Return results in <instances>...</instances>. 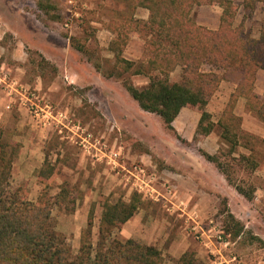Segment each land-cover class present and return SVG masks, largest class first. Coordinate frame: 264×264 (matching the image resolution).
Here are the masks:
<instances>
[{"label":"rangeland","instance_id":"1","mask_svg":"<svg viewBox=\"0 0 264 264\" xmlns=\"http://www.w3.org/2000/svg\"><path fill=\"white\" fill-rule=\"evenodd\" d=\"M39 1L0 0V25L9 30L3 37V45L13 54L16 42L21 44L17 57L20 59L8 56L5 64L14 70L18 67L15 78L20 84L43 97L54 110L64 112L86 135L101 139L120 151V163L127 167L132 164L143 166L147 187L143 192L136 191L126 182L124 172L92 158L82 148L80 139L70 131L63 129L59 134L58 129L45 130L34 123L27 111L26 117L33 123L32 128L27 120V125H22L20 131L12 132L10 127L5 129L4 140L16 150L13 161L19 159L26 166L21 165L18 171L15 167L4 187L15 190L23 185L28 200L34 201L41 189L36 178L40 167L35 168V165L42 164L45 158L55 165L57 177L53 182V193L60 184L66 183L76 200L72 214L57 208L52 212L55 229L66 236L72 257L78 253L91 208L90 242L95 248L102 202L105 199L128 202L133 194H137L141 197L139 210L127 227L124 224L113 232L112 238L133 239L142 245L155 246L162 252L163 264H173L184 253L176 258L169 253L171 249L175 248L178 255L185 246H188L186 251L201 256L197 257L199 264L209 261L213 264L220 255L228 259L237 257L245 264H256L263 259L264 249L256 243H248L247 237L222 247L220 254L210 252L205 246L206 243L211 247L219 246L213 228L222 226L224 215L220 211L223 207L230 211L228 199L223 194L227 191L226 186L232 187L199 153L212 155L218 152L222 147L219 130L215 128L208 136L197 137L195 129L200 115L188 108L180 112L172 129L168 130L157 115L138 107L120 80L105 78L96 70L95 65L102 71L112 67L113 54L108 47L114 35L107 24L118 18L120 12L130 10L129 5L118 0H49L52 11L48 15L38 8ZM206 7H195L193 19L202 21L209 11ZM134 14L136 19L148 17L144 9H135ZM211 15L216 16L214 12ZM70 38L78 39L85 46V52L79 53L71 45ZM145 43V37L132 34L122 57L137 65L145 63L148 57ZM42 59L47 64L41 67ZM124 78L138 88L145 87L149 81L144 75L131 73L125 74ZM169 79L179 81L180 69L173 71ZM230 90L226 84L209 98L207 111L212 121L216 122L221 115ZM18 133L22 136L19 141H14L13 137ZM46 134L49 137L42 139ZM32 137L39 140L32 141ZM256 145L261 152L258 172H238L235 176L261 190L264 188V172L260 171L264 166V151ZM33 151L36 157H30L34 156ZM32 161L36 163L32 164ZM176 181L190 184L189 189L173 190L172 182ZM188 191L195 204L185 200ZM173 196L174 202H170ZM234 207L242 211L244 220L252 221L253 228L264 238V205L251 202L247 208ZM200 229L205 234L202 235ZM245 230L253 233L252 229ZM200 247L206 253L200 254Z\"/></svg>","mask_w":264,"mask_h":264},{"label":"trees","instance_id":"2","mask_svg":"<svg viewBox=\"0 0 264 264\" xmlns=\"http://www.w3.org/2000/svg\"><path fill=\"white\" fill-rule=\"evenodd\" d=\"M49 0H40L38 8L51 14ZM129 9L107 24L114 35L108 50L113 54L112 67L96 70L105 78L120 80L123 89L138 107L157 115L164 127L172 129V123L180 112L191 109L200 115L195 135L208 136L219 130L222 147L215 154L200 151V155L212 163L238 195L247 202L254 198L256 187L239 180L235 174H253L260 166V150L264 151V138L251 135L240 128V118L234 109L238 99L246 100V108L264 124V95L254 92L257 71L264 70V19L259 24V36L253 38L245 23L252 19L264 0H118ZM219 7L222 9L218 28L208 29L198 25L192 12L195 7ZM135 9L148 12L146 20L136 19ZM242 12L241 20L236 17ZM132 34L146 38L147 60L136 64L122 57L123 49ZM71 45L79 52L85 46L76 38ZM32 60L29 59V62ZM33 63V62H32ZM42 59L40 66L46 65ZM180 69V80L171 82L170 74ZM144 75L145 87L134 86L125 74ZM233 84L234 90L216 122L207 111L208 100L220 84ZM244 150V152L241 151ZM16 150L4 140V128L0 125V264H163L162 252L151 245H142L128 239L112 238L139 210L141 197L133 194L128 202L104 200L98 225L95 248L90 242L93 226L91 208L86 226L81 234L78 253L72 257L65 235L55 229L52 216L54 208L67 214L75 211L76 200L72 189L62 183L53 193L57 177L55 165L47 158L36 172L41 187L34 201L28 200L24 186L15 190L4 187L10 176ZM221 230L229 242L243 239L264 249V241L246 231L244 224L226 206ZM173 264H199L194 251L184 252Z\"/></svg>","mask_w":264,"mask_h":264},{"label":"crops","instance_id":"3","mask_svg":"<svg viewBox=\"0 0 264 264\" xmlns=\"http://www.w3.org/2000/svg\"><path fill=\"white\" fill-rule=\"evenodd\" d=\"M207 9H209V11L204 14L203 16V20L199 21V20H194L198 25L204 26L208 29H212L215 30L218 28L219 25V18L221 16L222 13V9L219 7H206ZM211 12H214L216 14L215 18L211 15ZM147 16H148V12L146 11ZM239 15L242 16V12L240 11L236 17V24H238L240 22V20H238ZM264 19V5L263 4H259L254 12V15L252 17L251 20L247 21L245 23V29L246 31L250 30V35L253 38H258L259 36V24L262 22V20ZM252 28V29H251ZM9 31L7 29V27H2L0 25V76L3 73H7L9 75V78L11 79L12 82L16 83L19 86H23V84L21 85L19 80H17L15 78V73H17L16 70H18V67L16 70H14L12 67L10 69V67L8 65L5 64L6 59L8 58V56L12 59H20L17 58L20 56V43L16 42V49L14 51L13 54H10L8 49L5 48V46L3 45V37L6 34V32ZM5 59V60H4ZM11 75H14V78H11ZM228 84L231 87V90L229 92V95L233 92L234 90V85L231 83H227V82H222L219 86V88H222V86ZM24 87V86H23ZM254 92L255 94H257L259 97H262L264 95V70H259L256 73L255 76V83H254ZM228 95V97H229ZM227 97V98H228ZM228 100V99H227ZM13 103V102H12ZM10 103L9 97L6 95L5 91H3L2 89H0V125L3 126L4 128V135H5V129L7 127H10L13 131H20L22 127V125H27V120H28V126H30L32 128V122L26 117V110L21 107L19 104H16L15 102L12 104ZM9 104H12L10 106V108H7ZM235 114L241 118V129L244 132H247L251 135H255L259 138H264V124L262 122H260L251 112L248 111V109L246 108V100L243 98L238 99L236 106H235V110H234ZM45 130H51L52 128H44ZM44 130V131H45ZM43 131V130H42ZM20 133H18L17 136L13 137L14 141H19V139L21 138L22 135H19ZM40 135V134H38ZM48 136V134H46V136L42 137V139H46V137ZM49 137V136H48ZM32 141H36L39 140V138H35L32 137L31 138ZM33 146V145H32ZM34 153V151H33ZM34 156H30V157H36L35 153L33 154ZM24 163V162H23ZM36 162L32 161V164H34ZM43 164V162H42ZM41 162L37 165H35V168H39L42 166ZM22 165V161H20L19 159H16L15 161H13L12 164V170L11 172L14 171L15 167L20 170V168ZM22 166H26L25 164ZM29 168V167H28ZM260 171L264 172V166L262 167V169ZM258 172V170H257ZM172 189H181V187L187 188L189 189V185L190 184H185V183H181V182H172ZM227 191L225 192V194H223L227 199H228V207L230 208L231 213L240 221H242L245 225V229H252L253 231V235L258 236L260 238H262V240L264 241L263 235H261L262 233H260L259 231H257L255 229V227L253 228L252 225V221H248V220H244L243 216L241 215L242 211L240 210H236L234 206L240 205L241 209L243 208H247V205L249 203H257V204H261L262 206L264 205V188H258L255 191V197L253 198V201L251 202H247L245 199H243L240 195H238L232 188H229L228 186H226ZM172 190V191H173ZM188 198L185 197V200L188 201L190 204H195V201L193 200V195H190V192L188 191L187 194ZM168 197V195H166ZM169 198V197H168ZM167 198V199H168ZM174 198L175 196H173L170 200V202H174ZM188 199V200H187ZM187 202V203H188ZM250 212V211H249ZM252 214V213H251ZM250 214V215H251ZM133 218V217H132ZM131 218V219H132ZM131 219L125 223L124 227H127L128 224L130 223ZM251 226V227H250ZM123 227V228H124ZM126 229V228H125ZM207 248H209V251L215 254H220L221 249L223 246L219 245V246H214L211 247L209 246L208 243H206L205 245ZM188 249V246H185L178 255H176V249L174 248L173 250L171 249L169 251V253L171 254V256L178 258L183 252H185ZM200 254H204L205 249H203L202 247H200ZM197 257H201L197 254ZM228 258H225L223 255H220V258H216L215 262L213 261V264L217 263L220 260H224L226 261ZM206 264H212L211 261L207 262ZM256 264H264V258L263 259H259Z\"/></svg>","mask_w":264,"mask_h":264},{"label":"built area","instance_id":"4","mask_svg":"<svg viewBox=\"0 0 264 264\" xmlns=\"http://www.w3.org/2000/svg\"><path fill=\"white\" fill-rule=\"evenodd\" d=\"M0 89L5 91L6 95L9 97L10 103L15 102L24 108L37 126L41 128L58 129L59 134L62 133L63 129L70 131L74 136L80 139L82 148L85 149L92 158L104 162L107 166L113 167L116 171L124 172L126 182L130 184L133 189L138 192H143L145 187H147L146 180H144L146 179V170L143 166L140 164H132L127 167L120 163V151L110 147L107 142L101 139L92 138L90 134L86 135L79 126L72 124L71 120L64 112L54 110L52 105L39 94L12 82L7 73H3L0 76ZM12 104H9L7 108H10ZM145 193H148V190H146ZM213 231L219 245L227 247L230 242L224 239L221 228H213ZM200 232L202 235L205 234L202 229H200ZM216 264L245 263L233 256L226 261L220 260Z\"/></svg>","mask_w":264,"mask_h":264}]
</instances>
